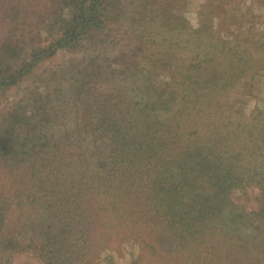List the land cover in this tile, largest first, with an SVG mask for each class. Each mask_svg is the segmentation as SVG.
<instances>
[{
  "label": "rangeland",
  "instance_id": "rangeland-1",
  "mask_svg": "<svg viewBox=\"0 0 264 264\" xmlns=\"http://www.w3.org/2000/svg\"><path fill=\"white\" fill-rule=\"evenodd\" d=\"M78 8L85 20L75 26ZM56 44L63 45L56 48ZM36 49L48 53L36 54ZM12 50L16 54L10 56ZM134 64L143 70L140 74L134 71ZM124 66L133 69L121 72ZM18 70L22 71L20 75L16 74ZM10 74L17 77L7 84L1 83ZM178 84L183 95L190 99V108L197 107L194 119L206 116L207 128L212 132L219 126L220 131L229 135L245 122L246 131L262 130L264 134V0H0V117L11 119L14 113L22 118L13 140L0 144V233L21 246L32 243L37 246L46 220L54 223L52 213L63 214L53 208L55 189L63 185L68 193L64 202L83 210L84 205L79 204L93 187L89 186L90 180L94 181L95 189L112 185L119 188L125 176L135 178L143 167L159 174L157 169L163 162L154 158L141 166L134 162L151 149L143 140L162 134L175 119L162 107L145 106L161 103L159 99L164 102ZM108 99L114 102L111 105L114 113L104 112ZM224 99L229 106L223 104ZM203 100L207 101L203 104ZM139 109L143 111L135 118ZM222 111L246 117L239 121L237 115L231 121L225 119L229 115H222ZM158 114L162 116L154 118ZM121 118L129 122L128 127L134 122L141 126L149 123L156 130L139 136L136 144L131 138V143L117 149L119 145L113 144L112 137L122 127L119 128ZM159 120L163 125L156 124ZM217 121L222 122L215 125ZM3 129L0 132L6 135V127ZM186 132L188 140L197 142L198 135L203 138L200 132L194 135L189 129ZM141 143H145L144 147ZM248 143L254 145L257 139ZM233 144L237 148L240 141ZM260 144L264 146L263 139ZM228 146L226 142L221 148ZM153 148L166 146L157 144ZM248 154L241 159L227 157L232 167L244 168L246 181L230 190L228 182L216 184L225 191L218 197L216 211H208L207 219L199 223L201 227L221 222L234 225V210L249 214L264 206V182L261 186L257 183L263 174L264 155ZM179 158L181 155L175 154L170 160ZM96 159L110 165L113 173L104 170L96 176L94 170L98 168L93 164ZM170 165L172 168L164 177L174 176L172 183L178 185L182 167ZM100 192L99 198L103 200L97 201L96 207L86 214L102 222L106 217L103 212L113 214L114 204L110 200L116 195L103 188ZM74 201L77 203L73 204ZM117 201L127 209L132 207L122 197ZM150 204H154L155 210L161 207L154 201ZM212 214H220L222 219L212 221ZM252 216L254 219L255 214ZM81 220L76 217V221ZM153 226L151 244L143 245L140 231H136L131 239L120 241L122 245L118 244V248L113 246L99 253L97 261L264 264V256L256 253L259 246L264 250V242L260 244L261 239L254 236L250 239L245 229L236 234L249 242L246 249L240 248V252L230 256L235 241L227 236L229 240L223 243L226 236L221 232L214 242L192 244L193 247L185 238L184 244L177 238L172 254L162 257L146 247L156 246L154 234L158 228ZM170 232L174 233L172 240L181 236L179 229ZM95 233L98 240L104 236L103 228ZM31 248L13 251L3 259V264H44ZM253 256L257 257L255 261Z\"/></svg>",
  "mask_w": 264,
  "mask_h": 264
},
{
  "label": "trees",
  "instance_id": "trees-1",
  "mask_svg": "<svg viewBox=\"0 0 264 264\" xmlns=\"http://www.w3.org/2000/svg\"><path fill=\"white\" fill-rule=\"evenodd\" d=\"M78 9L77 15L74 17L75 26L85 20L84 14L81 13L80 8ZM59 23L58 21L55 25ZM15 35L16 34H14V36ZM62 45L63 44H56V48ZM35 51L37 52L36 54L48 53L45 49H36ZM11 54H16V51H10L9 55L11 56ZM6 60L7 57L5 56L4 62ZM132 69L133 66L131 68H125L124 66L122 70L117 69V71L121 70V72H124L125 70L131 72ZM134 69V71H137L139 74L143 71L137 64H134ZM21 73L22 71L20 72V70L16 72L17 75ZM16 77L17 76L13 74L4 76L1 83L7 84L12 78ZM153 92L159 94L156 89H153ZM162 94L163 91L160 92L161 97ZM158 98L154 100L157 101ZM159 100L161 103L151 102V104H147L145 108H148L150 105L162 107L169 116L175 119V122L172 126L167 127L162 134L155 135L151 139L143 140L149 143L151 149L144 151V156L141 154L134 162L136 166H141L142 162L151 158H154L155 161L163 162L164 165L158 166L157 171L159 174L154 175L153 170L145 171V167H143L141 169L142 172L136 173L135 178L125 176L122 182L123 186L121 185L119 188H115L112 185L108 187L101 186L95 189L94 184H92L94 181L90 180L89 186L91 185L93 187L90 189V192H88L89 195L87 197L85 196V201L79 204L84 205L83 210L73 208L64 202L68 199V193L62 185L60 188L55 189L54 198L56 202H52V204H54L53 208L57 207L55 211L63 212V214L52 213L51 216L55 219L54 223L46 220L41 230L42 238L39 239L37 246H32L33 243L21 246L19 243L10 240L11 237L9 238L8 235L0 233V264H3V259L13 251H22L30 249L31 247V249H35L38 252L44 264H100V261H97L100 256L99 253L113 246L117 247L118 244L122 245L120 241L131 239L134 237L136 231H140L139 234L142 236L140 240L143 245L151 244L152 224L155 225L153 228H158L156 231L157 233L154 234L156 246L147 245L146 247H151L154 254L159 253L162 257L172 254V249H174L173 244H175L177 238H180V244H184L182 239L185 238L186 242L191 243L189 246L193 247L192 244L200 246L201 244L206 245L207 241L214 242L213 239L215 237H220L221 232L224 233L223 236H226L223 239V243L225 239L227 241L229 240L227 239L228 237H233L232 240L235 241V246H232V250L229 254L230 256L238 252L240 248L246 249V245L249 243L247 240L244 242V238H238L236 233H238V230L241 228L248 231L250 239L254 236L255 238L258 237L261 239L260 244L264 242V206L259 211L249 214L234 210L233 219L236 220L234 225L228 226L224 222L220 224H210V226L207 224L208 227H201V224L199 225L200 222L207 219V216H209L208 211H216L219 206L218 197L225 191V189L220 190V187L216 185L219 181L225 184L228 182V190L235 186H241L242 183L246 181L245 176L247 172L244 171V168L237 169L236 167H232L227 157L243 158L242 155H246V152L249 153L247 156L264 155V146L260 144L261 139L264 140L262 130L257 132L254 130L246 131L248 128L243 125L245 122H242L236 129L231 130L229 135L220 131L221 129L219 126L214 127L215 133L212 132V130L207 128L206 122H208V120L206 116L199 115L200 118L198 117V121L194 119L196 114L195 109L197 107L193 106L194 108H190V99L183 95L179 84L173 88L170 98H165L164 102L162 99ZM206 101L207 100H203L202 103L204 104ZM113 103L112 99L107 100L105 106L106 110L104 109L105 113H114L111 110V105L113 106ZM121 103L124 104L123 101H121ZM126 103H128V101H126ZM223 104L229 106L225 99L223 100ZM143 109L135 111L134 117L136 118ZM209 112L211 113V111ZM162 114L155 115L154 118L160 117ZM221 114L229 115L223 111ZM240 114L241 113H237V115ZM236 116L229 115V118L226 116L225 119L231 120ZM11 117V119L0 117V128L2 127L4 131L3 127H6V135L4 132H0V144L3 140L5 142H11L16 129L20 127L19 125L22 122L20 115L11 113ZM245 117L244 114L240 115L239 121ZM123 119L124 118L120 119L122 122L119 128L122 126L121 129L117 128L119 130H116L112 137L113 144H115L116 147L119 145L117 149L128 145L129 142L131 143V138L133 139V143L136 144L139 140V136L145 137L147 133H154L156 130L149 126V123L146 124V126H141L140 123L134 122L132 126L128 127L129 122L123 121ZM221 122L222 121H217L214 123L216 125ZM4 124H6V126ZM156 124L163 125V122L159 120L156 121ZM188 129L193 131L192 135L199 134L200 132L203 138L198 135V137H196L197 142L188 140L189 133L186 132ZM210 134L213 135V137H210ZM224 136L225 139L223 138ZM254 138L257 139V143L254 145L249 144L248 142L252 141ZM235 140L240 141L237 148H235L237 145L233 144ZM156 141L159 142L156 143ZM226 142H229L228 148H221ZM157 144H162L166 146V148H153L157 146ZM144 145L145 143H141V146L144 147ZM175 154L181 155V158L170 160V157L174 158ZM168 158L169 160H167ZM185 163H187V166ZM93 164L98 168V170H94L96 176L101 175V172L103 173L104 170H108V174L113 173V169L110 165L103 164L101 161L97 162V159ZM170 164H178L182 167L181 169L183 171L179 176L181 179L178 185H176L175 182L172 183L174 176L164 177L172 168ZM262 172V176L259 177L260 181L257 182L260 186L264 182V168ZM41 186L43 185L41 184ZM178 187L180 190L176 191ZM101 188L105 189V191L110 190L112 194L116 195V198L114 197L110 200L111 203L114 204L113 214L107 215V213L103 212L106 217L102 218V222H100V218L97 220L98 218L91 216L90 213L86 214L89 209L96 207L97 201L100 202V200H103V197L101 199L99 198ZM262 190V196L264 197V186ZM118 197H122L128 202L130 201L132 207L127 209L126 206L120 205L121 201L115 202ZM153 201L155 205L161 207L155 210L154 204H150ZM33 202L35 203L34 200ZM72 203L74 204L77 202L74 201ZM65 208H67V210H65ZM253 214H255L254 219H252ZM76 217H81V222L76 221ZM211 217H213L212 221H216L219 218L222 219V215L220 214H212ZM163 218L167 221V225H165ZM99 228H103L104 231V236L100 240L97 239L95 233ZM178 229L181 236L177 235L176 238L172 240L174 233L170 231H178ZM220 242H222V240ZM215 243L217 244V242ZM94 246H98L99 250L93 249ZM250 251L251 249H249V252ZM262 252H264V250H261L259 246L258 249H256V253L264 256ZM229 256L227 258H229ZM256 259V256L252 257L253 261Z\"/></svg>",
  "mask_w": 264,
  "mask_h": 264
}]
</instances>
